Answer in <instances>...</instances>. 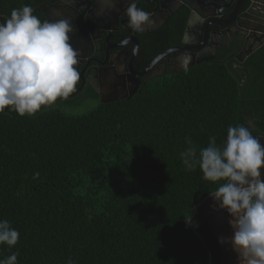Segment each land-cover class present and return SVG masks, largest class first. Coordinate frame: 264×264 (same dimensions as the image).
<instances>
[{"label":"trees","instance_id":"trees-1","mask_svg":"<svg viewBox=\"0 0 264 264\" xmlns=\"http://www.w3.org/2000/svg\"><path fill=\"white\" fill-rule=\"evenodd\" d=\"M0 0V20L25 4ZM36 11L33 12L36 13ZM183 4L143 33L138 67L180 44L190 16ZM238 77L225 60L146 78L129 99L98 100L89 111L67 100L34 116L0 113V219L18 229V264H209L190 224L219 183L188 170L180 153L230 125L264 131V46ZM95 99V98H89ZM86 100V99H85Z\"/></svg>","mask_w":264,"mask_h":264},{"label":"clouds","instance_id":"clouds-1","mask_svg":"<svg viewBox=\"0 0 264 264\" xmlns=\"http://www.w3.org/2000/svg\"><path fill=\"white\" fill-rule=\"evenodd\" d=\"M126 14L133 30L143 31L150 23L136 0ZM73 31L70 20L41 21L27 4L0 21V113L7 109L31 117L54 108L58 98L66 99L76 90ZM186 143L189 147L180 153L183 165L190 171L198 166L206 181H223L211 195L232 217L234 232L228 242L238 253L239 264H264V146L244 125H230L222 146L215 136L199 152L190 137ZM19 239L18 229L0 219V245L14 248ZM0 264H18V253L0 259ZM68 264H73L71 259Z\"/></svg>","mask_w":264,"mask_h":264},{"label":"flooded vegetation","instance_id":"flooded-vegetation-1","mask_svg":"<svg viewBox=\"0 0 264 264\" xmlns=\"http://www.w3.org/2000/svg\"><path fill=\"white\" fill-rule=\"evenodd\" d=\"M184 1L136 0L138 8L144 10L150 18V23L144 26L143 31L133 30L128 26L126 10L132 0H45L38 5L34 15L41 21L48 20L44 8L56 5L58 9L55 10L61 12H57L59 17L55 20L63 19L60 18L62 13L68 16L65 19L71 18L70 22L74 28L70 35L71 43L78 52V64L75 67L79 73V80L76 90L66 99L58 98L56 104H63L67 100L79 102L91 97L101 101L102 93L106 99L124 96L137 82L131 76L132 70L129 67L134 54L136 55L133 69L140 72L162 53L183 45L188 46L189 49L167 53L148 74L141 77L139 87L149 76L170 70L180 71L190 64L209 63L215 60L232 62L237 70V76H244V64L252 54L264 46L263 43L246 57L244 52L246 48L258 45L264 40V37L260 40L256 36H250L246 29V27L258 26L260 21H250L240 15L248 11L251 18H256L264 12V5L253 0H187L192 3L195 10L192 32L186 38L187 41L184 43L183 37L180 44L162 50L146 68L138 67L144 41L141 35L164 25L165 17L172 11L174 14ZM67 3L77 5L79 11L71 10ZM236 15L240 17L236 19ZM87 18L89 24L86 23ZM206 24L210 25L207 36L204 33ZM108 82L118 83L119 90L109 91ZM252 134H264V131L258 129Z\"/></svg>","mask_w":264,"mask_h":264},{"label":"water","instance_id":"water-1","mask_svg":"<svg viewBox=\"0 0 264 264\" xmlns=\"http://www.w3.org/2000/svg\"><path fill=\"white\" fill-rule=\"evenodd\" d=\"M258 1L262 5H264V0H253ZM69 8L73 11H79L77 8V5L72 3H67ZM184 4L187 5L190 10V16L188 20V24L185 30L184 34V40L185 43L187 40L186 38L191 34L192 30V18L195 14V10L193 8V5L191 2L185 0ZM39 6L33 8V11L36 10ZM55 9H58L56 5H50L46 6L44 8V12L48 18V20L54 21L56 17H59ZM55 11V12H54ZM173 11L167 15L164 19V22H167L170 15H172ZM62 16L60 18H67L68 16H64V14L60 13ZM242 17H245L247 19H250V21H260L258 26H251L246 27L248 33H250V36H256L258 39H262L264 37V28H262V24L264 23V12L260 13L256 18H251L252 16L249 14L248 11L244 12ZM240 15H236V19L240 17ZM1 16V15H0ZM219 16V15H214ZM8 17V16H7ZM71 19V18H70ZM69 19V20H70ZM88 19V18H87ZM71 21V20H70ZM249 21V22H250ZM163 22V23H164ZM86 23L89 24L86 20ZM209 26L206 24V30H204L205 36H207V33L209 32ZM201 28L199 29V31ZM246 36V35H243ZM138 40V39H137ZM264 43V40H262L258 45H252L250 48H246L244 52H246V57L249 56L252 52H254L257 48H259ZM189 47L186 45L183 46H177L175 48L170 49L168 52H164L161 55H159L156 59H154L151 64L143 71L137 72L133 69V62L135 55L131 58L130 61V69L132 70L131 76L133 79H135L137 82L135 83V86L129 90V93L124 96H118L115 98H108L104 96V93H102V99L101 101L104 103H110L117 101L119 99H129L132 97L138 90L139 85L141 84V77L148 74L150 70L154 67V65L162 59L167 53L173 52V51H182V50H188ZM138 50V41H137V49ZM193 64H190L186 66L185 68H188L192 66ZM118 83H109L108 82V90L116 92L119 90ZM253 136L257 139H259L262 146H264V134H253ZM261 178L264 179V168L261 169ZM232 217L227 212L226 209H220L218 202L214 199L212 195H209L206 197L196 208V211L192 218L190 219V224L192 228L195 230V232L199 235V237L202 239V241L205 243V245L208 248L209 255H210V262L209 264H239V256L238 253L231 247L230 243L228 242V238H230L233 235L234 229L230 223ZM225 238V242L221 243L220 238Z\"/></svg>","mask_w":264,"mask_h":264},{"label":"rangeland","instance_id":"rangeland-1","mask_svg":"<svg viewBox=\"0 0 264 264\" xmlns=\"http://www.w3.org/2000/svg\"><path fill=\"white\" fill-rule=\"evenodd\" d=\"M97 103H98L97 99H86L80 102L77 107H74L73 109L71 108L70 111L73 113L82 114L95 107Z\"/></svg>","mask_w":264,"mask_h":264}]
</instances>
